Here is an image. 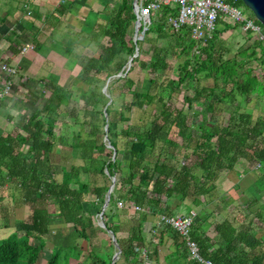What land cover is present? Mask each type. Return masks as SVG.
I'll use <instances>...</instances> for the list:
<instances>
[{"label": "trees", "instance_id": "obj_1", "mask_svg": "<svg viewBox=\"0 0 264 264\" xmlns=\"http://www.w3.org/2000/svg\"><path fill=\"white\" fill-rule=\"evenodd\" d=\"M226 1L237 7L243 4L242 0ZM61 5L60 13L69 6L67 1ZM103 9L107 18L84 27L90 39L97 42L98 53L84 60L73 80L74 84L81 81L87 87H63L47 80L46 90L35 99L19 93V101H14V108H26L21 122L8 131L0 127V183H10L17 188L20 200L30 209L27 221H20L15 231L0 238V264H36L40 251L45 247L46 235L51 234L49 225L56 219L65 223V230L61 231L63 242L53 241L44 264H58L60 255H64L67 261L70 258L77 260L79 246L70 240L69 235L74 234L90 242L87 229L93 231L94 221L83 206L90 187L88 183L77 180L78 166L75 164L70 167L71 181L57 180L56 166L51 160L60 137L57 128L61 107L72 94H75L78 106L73 107L71 113L82 124V129L73 133L70 142L73 157L90 160L95 173L107 179L117 175L108 203L111 209L118 201L124 200L126 205L136 210L138 221L119 235V224L108 222V215L103 213L107 228L113 231L119 244L123 264H145L149 256L154 257L155 264H160L158 259L155 260L158 245L154 244L150 254L142 253L147 245L144 232L149 221L148 211L151 215H172L190 195L194 204H201L199 196H206L215 188L218 173L232 169L240 157L249 164L258 163V172L264 177V113L253 117L249 110L243 109L254 100L263 103L264 107V42L258 40L254 45L240 47L227 56L230 49L224 45L221 31L239 24L225 22L222 28L218 26L214 30L210 38L196 41L190 26L183 25L174 30L167 25V17L176 15L177 8L166 5L151 15L142 39L134 43L128 37L136 20L132 0H118L111 8L105 5ZM254 21L262 26L256 18ZM141 30L142 26L139 27ZM103 37H106V42H103ZM156 39H164L165 43L157 44ZM143 41L149 42L145 60L140 58ZM74 44L75 40L70 38L65 43L57 42L54 49L67 56ZM136 45L138 54L133 56ZM168 52L180 62L176 79L163 84L157 73L169 66L166 60ZM131 56L132 63L138 62L142 69L152 74L148 85L143 86L128 75V70L124 76L109 82L107 96L102 91L106 79L123 71ZM253 59L257 60L261 71H256V66L250 64ZM200 74L203 78H210L211 85L201 84ZM115 82L120 83L123 93L130 94V99L124 103L129 113L133 108L145 111L149 105H156L149 112V124L138 123L120 130L126 138L124 149L129 153L128 174L125 176L116 171L118 148L114 136L117 121L128 120L129 116L122 109L113 112L111 85ZM179 89H182L186 106L173 110L168 99ZM110 98L111 102L105 108L106 120L103 108ZM227 102L233 108L226 123L201 121L195 127L189 122V111L195 103L204 106L212 117L218 114V105ZM99 104L101 108H98ZM13 118V115H8L9 120ZM106 121L107 137L115 148L114 160L111 158L112 148L104 141L98 142V134L104 132ZM172 126L177 127L181 142L170 137ZM158 141L162 145H158ZM187 147L192 148L190 153ZM155 152L152 163L146 161V154ZM109 183L92 186V193L99 204L103 203ZM51 201L57 204L54 212L48 209ZM254 215L261 221L264 231V212L257 211ZM195 221L191 237L197 242L201 255L214 264H264V235L256 238L251 233L250 223L238 228L227 220L214 223L216 239L213 240L194 226ZM1 225L8 227V220L5 219ZM149 226L147 231H157L160 242L169 234L176 245L173 252L165 255L166 262L200 264L188 257L184 241L170 226L154 222ZM89 255L93 264L111 263V255L107 258L94 251Z\"/></svg>", "mask_w": 264, "mask_h": 264}, {"label": "rangeland", "instance_id": "obj_2", "mask_svg": "<svg viewBox=\"0 0 264 264\" xmlns=\"http://www.w3.org/2000/svg\"><path fill=\"white\" fill-rule=\"evenodd\" d=\"M68 2V10H66L65 17L62 16V23L60 26L62 29L59 31H53L48 29L47 30V38L54 37L57 38L61 42H65L67 39H74L75 44L73 45L70 53L67 56H62L57 53L52 52V45H49V40L47 42L48 48L47 53V80L53 81L60 86L67 87L70 86L71 88L81 86L86 88L87 86L79 81L74 84L73 80L75 76L79 74L81 65L83 64L84 60L93 54L98 53V46L97 42L90 39L89 35L84 31V27L92 26L96 21L101 19L107 18V12L103 9L105 5H108L111 8L112 4L118 0H57L58 4H63ZM243 3V2H242ZM244 15L250 16L251 19H255L254 14L251 10L243 3L241 6L238 7ZM136 22H134L133 27L130 29L128 33V37L133 39V32L134 26ZM232 24V23H231ZM87 25V26H84ZM144 28L145 25L142 23L138 27ZM222 25H219L221 27ZM66 27V28H65ZM222 28V27H221ZM264 29V27H263ZM153 36V35H152ZM220 37L224 40V45L230 49L227 56H231L238 48L245 47L249 45H254L258 40L259 37L256 33L243 29L242 26L235 25L233 28L225 29L221 31ZM103 42H106V37L102 38ZM141 40V39H138ZM260 41V40H259ZM157 44L165 43L164 39H156ZM149 47L148 41H143L141 45V53L140 58L145 60L148 58L147 48ZM32 46L30 44H26V49H31ZM25 50V49H23ZM50 50V51H49ZM258 50V47L257 49ZM166 60L169 63V66L166 69L159 70L157 73L158 80L163 82V84L167 83L170 79H176L177 77V67L179 65L180 60H174L170 53L168 52L166 55ZM252 66H256V71H261V67L257 66V60H252L250 63ZM127 62L124 66L126 68ZM132 67V68H131ZM131 68V69H130ZM128 72V75L132 76L135 80L140 81L143 86L148 85V78L152 76L149 74L148 70L142 69L138 62L131 63ZM18 72V66H17ZM16 72V73H17ZM115 77L110 79L113 80ZM46 79H21L20 81H16L12 84V92L16 90H23L26 92V95L29 99L33 100L37 96L40 95L41 92L46 90L45 83L47 82ZM109 81V82H110ZM13 82V81H12ZM108 82V84H109ZM200 83L203 85H211L212 80L210 78H203L200 74ZM22 86H25L23 89ZM112 86L113 97H112V109L113 112L115 110L118 111L120 109L124 110L126 116H129V119L125 120H118L115 126V136L114 139L117 145V154H116V171L119 175H127V162L129 159V153L125 151V136L120 133L122 128H132V126L138 123L147 122L149 124L150 121V114L149 112L153 110V107L156 106L155 104H151L148 106L147 110L142 111L140 109L133 108V110L129 113L127 108L124 106V103L130 99L129 93H123L122 88L120 87V83L115 82ZM11 92V93H12ZM182 89L176 90L174 94L168 99V104L171 105L173 110L179 109L181 107L186 106L182 98ZM11 102L19 99L18 93L11 94ZM8 96V97H10ZM66 103L62 104V112L58 123L57 131L60 137L57 138V143L53 148V152L51 154V160L53 164L56 166V173L55 178L59 181L61 180H69L71 181L70 177V167L72 164L78 166V174L76 176L77 180L81 182H86L89 185L90 192L86 193L85 201L83 202L84 208L89 212L92 216L94 221L93 231L90 228L87 229L88 234L91 236L90 242L88 239L79 238L77 236L69 235L70 240L72 242H76L79 246V255L76 261L70 258L69 261L66 260L64 255H60L58 264H93L90 260V253L94 251L95 254H99L101 256H106L107 258H111L117 248L114 247L113 241L111 239V235L109 232L106 231L105 228L102 227L100 220H99V211L101 209L102 204H99L96 201V197L92 193V186L99 183L102 184L104 182H110V177L108 179L101 174L95 173L94 165L90 162V160H80L75 159L72 155L70 142L73 137V133L77 132L78 130L82 129L81 122L77 121L76 118L72 115L71 110L73 107H77L78 103L76 101L75 94H72ZM28 106V103H26ZM98 108H101V104L98 105ZM233 106L227 102L225 104H219L217 113L215 116H212L206 111L204 106L197 105L196 103L193 105V109L190 110V116L188 117L189 122L196 126L200 124L201 121H205L207 124L210 122L219 120L221 123H226L228 121V116L230 111L232 110ZM26 109L25 107L22 108ZM243 109L249 110L253 117H257L264 113L263 103H256V101H252L247 105L243 106ZM13 114L15 116L13 123L16 122L18 125L22 118L23 112L21 115H17L16 110H12L10 107L3 108V112L0 115V125L5 127V129L10 127V122L12 120H7L5 117L8 114ZM192 112L195 114L191 115ZM17 115V116H16ZM102 124V121L99 122ZM194 127V128H195ZM86 128V127H85ZM104 129V127H103ZM170 137L174 138L175 140L181 142L182 138L177 133V127L172 126L169 131ZM58 135V136H59ZM104 132L98 134V142L104 141L103 139ZM158 145H162L160 141H158ZM165 147V145H164ZM187 152H191L192 148L187 147ZM165 154V153H164ZM156 152L154 154L149 155L146 154V161L151 162L155 159ZM250 169L258 170L259 165L258 163L248 164ZM105 173L106 170H105ZM109 180V181H108ZM260 194V201L263 204L264 197H262L263 193L259 192ZM20 194L17 188L13 185L9 184H2L0 183V224L6 219L9 222L8 229L7 227L0 226V231L3 232L5 235L7 232L11 230V226L13 229L16 230L20 221H27L30 216V209L27 205L23 204L20 200ZM258 201V202H260ZM259 203H257L256 207H258L260 211L264 212V208L260 207ZM264 206V204H263ZM243 212L237 215V219L243 220L245 224L250 223L253 214H247L248 212L244 209L243 205ZM48 209L51 212L57 210V204L51 201L49 203ZM108 205L106 206L104 212L108 215L107 220L110 223L117 222L119 224V232L127 230L131 224H134L138 221L136 210L133 206L126 205L124 200H121V205L119 206L116 204V207L111 209ZM185 207L182 205L180 209L176 212L180 213L184 210ZM194 210V209H193ZM247 212V213H246ZM245 213V214H244ZM255 214V213H254ZM151 216V215H149ZM153 216V215H152ZM151 216V217H152ZM255 216V215H254ZM157 216L152 217V222H155ZM235 220V218H234ZM236 221V220H235ZM255 222V223H254ZM257 218H253V228L252 231L256 232L257 234H261L263 228H256L258 226ZM51 229V234L46 235V243L45 247L40 251L36 264H44L47 258L50 255V251L53 245V241L61 244L63 242V229L65 230V223L61 219H56L51 222L49 225ZM150 226L146 227L147 229ZM256 228V231H255ZM149 230V229H148ZM62 231V232H61ZM12 233L9 232L8 235ZM1 234V233H0ZM57 234V235H56ZM167 240H170L167 238ZM146 242L147 245L143 249L152 250L154 244L158 248H160L161 242L158 237L153 238L151 234H146ZM150 254V253H149ZM149 259H146L145 264H155L154 257L149 256ZM158 259V255L155 257V260ZM159 261V259H158ZM115 264H123V256L121 251L118 253L117 258L114 261Z\"/></svg>", "mask_w": 264, "mask_h": 264}, {"label": "crops", "instance_id": "obj_3", "mask_svg": "<svg viewBox=\"0 0 264 264\" xmlns=\"http://www.w3.org/2000/svg\"><path fill=\"white\" fill-rule=\"evenodd\" d=\"M61 6V4L57 3V0H0V64L6 63L13 65L16 68L18 66V72L12 76V84L24 78L47 80L46 70L47 55H49V52L47 53L48 46L51 44L52 49L50 50L62 55L54 49L55 44L61 41L54 37L47 38L48 29L59 31L64 27L60 26L62 23L61 19L62 16L65 17L68 7L60 13L58 10ZM48 40L49 45H47ZM67 40H65V42ZM26 44H30L32 48L26 49ZM24 48L25 50H23ZM3 81L4 76L0 71V88L3 85ZM22 88L24 89L25 86H22ZM13 93H18L17 97H19V93L26 94L23 90H16L15 92L1 98L0 115L3 112V108L6 107L16 110L17 115H21L22 112H25V109L22 110L23 107L20 109L14 108L13 104L15 100L11 102L12 96H10ZM17 101H19V99H16V102ZM257 102L261 103L260 101H256V103ZM8 115L13 114H11V112L10 114L7 113L5 118L9 121ZM14 118L11 119L12 122H10L9 128L5 129V127L1 125L0 127L7 131L11 130L16 124V122L13 123ZM248 164L249 163L245 158L240 157L237 159L232 169L221 170L215 180V188H213L206 196H199L202 203L199 205L194 204L192 202L193 197L190 195L184 200V203H182L185 209L180 213H185L194 209L196 211V221L194 226L198 227L206 235L215 240L216 231L213 227L214 223L227 220L237 228L241 225H245V222H243L242 219L239 221L237 219V215L243 212V205L244 209L248 212H246L247 214H253L251 219V226L253 228L254 226L252 222L253 218H255L254 213L259 209L256 207L257 203H259L260 207L264 208V202L261 204V196L259 194V192H262V197H264V177L258 172V170L250 169ZM179 209L180 208H178V210ZM178 212L175 211V213ZM148 214L151 215V212L148 211ZM154 215L157 216L154 223H157L158 215ZM151 216H148L149 221L145 224L146 227H148L149 223H152L153 216ZM257 220L259 223L256 228L262 229L263 226L261 221L258 218ZM0 226L2 225L0 224ZM8 228L9 227H7V229ZM147 230L148 229L144 232L145 235L151 234L153 238L158 237L159 234L157 231L149 232ZM11 231H15L12 226L9 232ZM9 232L3 235V232L0 231V238L7 236ZM251 233L256 238L263 237L264 235L263 230L261 234H257L252 230ZM167 238L170 240H167ZM173 243L170 235L166 234L161 242L160 248H158V262L160 264H178V261L169 263L165 260V255L173 252L176 248V245ZM262 250H264V246L262 247Z\"/></svg>", "mask_w": 264, "mask_h": 264}, {"label": "built area", "instance_id": "obj_4", "mask_svg": "<svg viewBox=\"0 0 264 264\" xmlns=\"http://www.w3.org/2000/svg\"><path fill=\"white\" fill-rule=\"evenodd\" d=\"M166 5L177 8L176 15L167 17V25L174 30L183 25L190 26L196 41L210 38L214 30L226 22L239 24L243 29L256 33L259 40L264 42L263 27L255 23L250 16L244 15L233 3L226 0H136L137 16L141 24L145 25L143 32L149 25L151 15ZM0 71L4 76L3 85L0 88L1 99L11 93L12 76L16 74L17 68L2 63L0 64ZM117 204L120 206L121 201H118ZM195 219L196 211L193 209L172 215L159 214L157 225H167L175 231L180 240L184 241L190 259L200 264H214L210 259L201 255L197 242L191 237V227ZM142 253L147 255L149 250L142 249Z\"/></svg>", "mask_w": 264, "mask_h": 264}, {"label": "water", "instance_id": "obj_5", "mask_svg": "<svg viewBox=\"0 0 264 264\" xmlns=\"http://www.w3.org/2000/svg\"><path fill=\"white\" fill-rule=\"evenodd\" d=\"M242 2L251 10V12L254 14L255 18L264 27V0H242ZM135 5H136V0H132V8H133V11H134V13L136 15V20H135L136 24L134 26L133 39H132L134 43H136L138 39H142V37H143V28H142L141 31H139V27L138 26L141 24V22L139 21V18L137 16V9H136ZM137 54H138V46L136 45L135 46V52H134L133 56H136ZM133 56L129 57V59L127 60L126 68H124L123 71H119L114 76H109L106 79L104 85L102 86V91L107 96H109V93L107 92L108 82L110 81V79L112 77L124 76L126 74V72L128 71V69H129V67H130V65L132 63V57ZM110 102H111V98L108 99L107 104L103 108V115H104L106 120H107V112L105 111V108ZM107 129H108V123L106 121L105 126H104L103 139H104V143L108 147L112 148V156H111V158H112V160H114V158H115V148L109 142V139H108L107 133H106ZM116 177H117L116 174L111 176L110 183L108 185V188H107V191H106V194H105L101 209H100V211L98 213L99 214V220H100V223H101L102 227L105 228L106 231L110 233L111 239H112L113 244H114V247L117 248V250L114 252V254H113L112 258H111V263L110 264H114V261L117 258L118 253L120 252V248H119L118 242L116 241V238H115V235H114L113 231L111 229L107 228V226H106V224H105V222L103 220V213H104V210H105L106 206L109 203L110 194H111V192L113 190Z\"/></svg>", "mask_w": 264, "mask_h": 264}]
</instances>
